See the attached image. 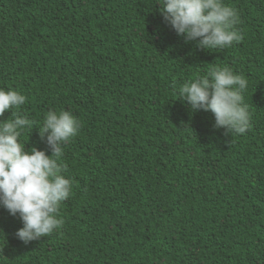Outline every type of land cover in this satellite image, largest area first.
Here are the masks:
<instances>
[{
    "label": "trees",
    "instance_id": "16d2710c",
    "mask_svg": "<svg viewBox=\"0 0 264 264\" xmlns=\"http://www.w3.org/2000/svg\"><path fill=\"white\" fill-rule=\"evenodd\" d=\"M224 3L244 39L207 50L157 0H0V87L28 98L13 111L82 125L64 148L61 228L24 244L0 207V264H264V0ZM213 67L248 80L245 134L178 95ZM36 127L20 140L50 155Z\"/></svg>",
    "mask_w": 264,
    "mask_h": 264
},
{
    "label": "clouds",
    "instance_id": "9594fccd",
    "mask_svg": "<svg viewBox=\"0 0 264 264\" xmlns=\"http://www.w3.org/2000/svg\"><path fill=\"white\" fill-rule=\"evenodd\" d=\"M163 21L198 49L220 50L244 39L236 29L238 11L224 0H157ZM248 80L230 67H213L206 75L184 83L178 95L192 112L210 111L214 129L242 135L251 127V113L244 102ZM27 97L18 89L0 87V117L11 111L12 119L0 120V207L18 215L23 227L15 236L24 244L40 240L61 228L60 208L73 190L64 175L65 146L81 130V121L68 110H49L43 124L20 112ZM39 129L51 154L26 148L20 137L24 129ZM2 232V231H0ZM3 233V232H2Z\"/></svg>",
    "mask_w": 264,
    "mask_h": 264
}]
</instances>
